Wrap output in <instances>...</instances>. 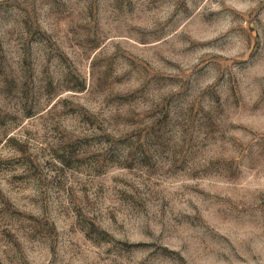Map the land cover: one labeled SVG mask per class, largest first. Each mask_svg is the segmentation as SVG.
<instances>
[{"label": "rangeland", "instance_id": "obj_1", "mask_svg": "<svg viewBox=\"0 0 264 264\" xmlns=\"http://www.w3.org/2000/svg\"><path fill=\"white\" fill-rule=\"evenodd\" d=\"M0 264H264V0H0Z\"/></svg>", "mask_w": 264, "mask_h": 264}]
</instances>
